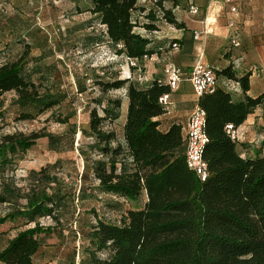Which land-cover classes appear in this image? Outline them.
<instances>
[{
	"label": "trees",
	"instance_id": "obj_1",
	"mask_svg": "<svg viewBox=\"0 0 264 264\" xmlns=\"http://www.w3.org/2000/svg\"><path fill=\"white\" fill-rule=\"evenodd\" d=\"M89 1L88 11L99 26V32L90 27L98 35L96 43L106 42L123 58L162 57L173 44L178 48L179 39L155 40L161 23L188 31L173 10L178 0ZM139 16L145 21L137 22ZM138 25L142 32L134 30ZM12 35L10 31L8 46L21 43ZM45 56H33L25 42L15 59L0 64V98L14 92L21 107L20 119L50 111L67 97L44 84L50 74L40 64L36 65L39 71L28 70L30 62L38 63ZM235 67L233 61L221 69L212 68L219 81L239 83L241 99L221 85L197 99L205 112L203 129L208 139L202 151L207 171L204 180L185 163L184 125L173 122L162 130L155 119L166 113L159 102L170 91L164 73L152 75L143 84L131 75L96 81L101 94L126 87L121 97L109 96L105 103L101 98L95 100L102 114L91 108L87 126L81 130L83 137L91 138L89 142L75 144V126H68L63 134L40 129L27 135H0V172L4 175L13 170L14 155L45 138L50 150L76 149L86 161L88 171L83 169L78 177L83 182L79 192L95 197L94 191L99 190L119 201L144 198L142 207L128 208L117 222L89 209L94 223L86 230L79 225L78 231L88 243L78 264H264V152L243 156L237 148L240 142L225 131L228 123L239 127L264 96H248V74L237 76ZM128 70L132 73V68ZM36 72L38 82L33 79ZM123 100L127 102L126 117L117 133L111 125L120 118ZM69 118L56 115L55 121L68 124ZM61 162L31 169L19 179L12 173L0 180V225L20 221L22 227L0 248V264H34L43 238L55 235L59 239L61 211L69 208L68 200L74 196L71 189L58 184L54 170ZM89 177L93 183L87 191L83 185ZM46 218L53 223L44 224ZM75 257L73 252L68 264H75Z\"/></svg>",
	"mask_w": 264,
	"mask_h": 264
},
{
	"label": "rangeland",
	"instance_id": "obj_2",
	"mask_svg": "<svg viewBox=\"0 0 264 264\" xmlns=\"http://www.w3.org/2000/svg\"><path fill=\"white\" fill-rule=\"evenodd\" d=\"M89 6V0H0V64L8 59H15L26 42L33 56L41 53L46 55L41 61H37L38 63L30 62L27 65L28 70L39 71L36 65L40 64L43 71L50 74L44 84L67 95L65 101L52 110L38 116L31 112L32 119H20L21 107L15 102L16 95L14 92L4 93L0 98V113L3 112L0 116V135H27L40 129L63 134L68 126H75V144L81 140L89 142L91 138L83 137L81 130L87 126L91 108L95 107L97 112L102 114L101 107L95 100L101 98L105 103L109 96H122L126 85L122 89L101 94L96 84L99 79H124L130 76L131 72L123 56L115 55V50L106 42L96 43L98 35L94 29L99 32V26L88 11ZM143 21V16H139L137 22ZM139 25L134 28L136 32H142ZM172 28L174 27L161 23L155 40L170 39L169 36L174 33ZM10 31L13 32L12 37L20 39L21 43L8 46ZM151 70L152 75H160L163 73V64L152 62ZM148 71L147 66L143 68V73ZM38 76L37 72L33 75L37 82ZM131 77L134 79L136 72H133ZM126 111L127 102L123 100L120 118L111 125L117 133L121 130V123L125 121ZM56 115H69V123L56 122ZM55 160L62 161L60 167L54 170L59 186L64 190L71 189L74 196L71 194L72 198L68 200L69 208L61 211L59 239L55 235L44 237L43 248L34 255L33 262L57 264L65 261L68 264L72 253L75 252V264H78L83 255V246L88 243L78 231L79 225L86 230L89 224L94 223V216L89 209H94L101 218L117 222L128 208L142 207L144 198L136 202L119 201L116 196L106 195L99 190L94 191L95 197L88 196L85 191L79 192L83 182L78 177L83 169L88 171L86 161L76 149L60 153L50 150L45 138L37 140L36 145L26 152L14 155L13 170L4 175L0 172V180L6 179V176L12 173L15 179L22 178L29 170H38ZM92 183V177H89L83 187L89 191L88 186ZM2 210L3 207L0 206V211ZM42 222L53 223L49 218L42 219ZM21 228L20 221L0 225V248Z\"/></svg>",
	"mask_w": 264,
	"mask_h": 264
},
{
	"label": "crops",
	"instance_id": "obj_3",
	"mask_svg": "<svg viewBox=\"0 0 264 264\" xmlns=\"http://www.w3.org/2000/svg\"><path fill=\"white\" fill-rule=\"evenodd\" d=\"M178 1L179 5L173 10L188 31L172 28L174 33L169 36L180 40L179 47L170 50L167 57L182 75L178 87L170 93V111L155 118L162 130L173 122L185 125L188 115L197 105L188 79L196 63L221 69L238 59L234 71L237 76L248 74L249 89L246 94L252 98L264 96V0H233L236 11H230L222 0ZM191 6L196 7V12H190ZM230 21L239 29L238 47H231L229 42ZM157 32L154 33L155 37ZM194 32H199L197 38H194ZM151 65L152 62L146 64L149 68L145 73L148 78L153 74ZM233 96L241 99L242 90L234 92ZM238 129L243 134V140L237 146L240 154L253 157L258 152H264V97Z\"/></svg>",
	"mask_w": 264,
	"mask_h": 264
},
{
	"label": "built area",
	"instance_id": "obj_4",
	"mask_svg": "<svg viewBox=\"0 0 264 264\" xmlns=\"http://www.w3.org/2000/svg\"><path fill=\"white\" fill-rule=\"evenodd\" d=\"M222 1L230 7V11H236V6L233 4V0ZM190 12H196V7L191 6ZM228 25L230 27V45L233 47L240 46L239 29L232 21H230ZM198 35L199 32L193 33L194 38H197ZM172 47L173 49L177 48L175 44H173ZM124 59L127 67L132 68L131 75L133 72H136V77H134V80L139 84H143L149 80L145 72L143 73L142 68L145 67V65H142V63L146 61L155 62L160 60V62L163 64L165 82L169 85L170 91L162 94L159 97V102L164 106L166 113H168L171 108L170 93L172 90H175L178 87V83L181 79L182 73L180 69L174 65L167 55H163L162 57H158L157 55L144 56L142 59L125 57ZM238 61V59L234 60L235 66H238ZM188 79L192 86L193 93L197 99L203 94L212 93L219 85L233 93L240 90V86L237 81L226 79L223 82H220L214 69L207 64L196 63L192 67ZM204 121L205 112L202 108L196 105L188 115L185 125L183 126V134L185 139V163L201 180H204L207 176L206 163L202 159V151L208 141L203 129ZM225 131L232 140H243V134L241 131L238 129V127H234L231 123L225 125Z\"/></svg>",
	"mask_w": 264,
	"mask_h": 264
}]
</instances>
